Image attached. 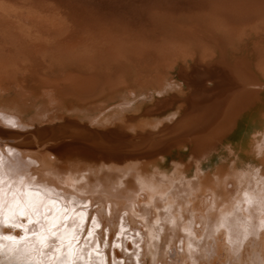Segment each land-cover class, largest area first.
<instances>
[{"label": "bare ground", "instance_id": "1", "mask_svg": "<svg viewBox=\"0 0 264 264\" xmlns=\"http://www.w3.org/2000/svg\"><path fill=\"white\" fill-rule=\"evenodd\" d=\"M0 264H264V0H0Z\"/></svg>", "mask_w": 264, "mask_h": 264}, {"label": "snow or ice", "instance_id": "2", "mask_svg": "<svg viewBox=\"0 0 264 264\" xmlns=\"http://www.w3.org/2000/svg\"><path fill=\"white\" fill-rule=\"evenodd\" d=\"M23 239V238H22Z\"/></svg>", "mask_w": 264, "mask_h": 264}]
</instances>
